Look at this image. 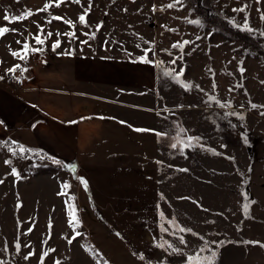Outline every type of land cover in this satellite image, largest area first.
<instances>
[{
  "label": "rangeland",
  "instance_id": "374dc122",
  "mask_svg": "<svg viewBox=\"0 0 264 264\" xmlns=\"http://www.w3.org/2000/svg\"><path fill=\"white\" fill-rule=\"evenodd\" d=\"M204 1L214 8L217 17L205 18L186 0L183 7L177 5L175 9L156 12L152 11L153 5L159 9L173 0H91L90 28H84L78 24L77 18L88 7L89 0H81L79 5L66 3L48 13L40 12L23 23L8 25L19 29L23 35L9 33L0 39V76L4 77L0 79V141H16L31 149L47 146L54 150L57 141L65 146L70 142L68 137L60 136L63 134L61 127L70 118L66 106L78 111L105 109L115 118L128 120L130 131L122 133L110 128L107 121L92 122L94 126L90 133L93 137L109 133L108 136L113 134L115 138L108 143V157L100 163L116 165L119 162L114 161V155L123 151L134 154L131 159L138 163L131 161L130 164L137 169L119 171L123 175L119 178V185L132 192V196L138 195L133 205L139 207L129 208L126 203L109 198L114 197L113 190L107 191L106 187L94 182L91 177L94 162H84L86 155H79L76 176L80 173V177L87 180V192L73 172L51 159L41 160L26 154L28 158L22 159L12 156L7 147H0V179L4 180L0 184V260L6 264H39L41 251L53 248L56 251L50 253L45 264H55V261L60 264H99L101 260L108 261V264H186V255H194L204 241L191 234H182L187 241L185 246L173 236L164 234L163 239L180 248L181 254H169L170 249L166 252L154 247V238H161L158 212L163 211L167 219L175 218L181 226L191 228L205 240L223 242L219 248L210 244L218 253L216 264H264V247L244 243L259 241L264 244V115L261 114L264 108L250 106V102L264 105V36L261 35L264 20L260 19L264 14V0ZM45 2L0 0V26L4 25L6 12L16 15L25 9L35 11ZM242 4L248 5L245 13L232 11ZM50 15L77 22L79 40L87 39L83 32L95 31L98 24L102 27L96 33V39L87 45H81L79 40L69 43L67 37L62 36L61 47L53 52L51 43L56 39L53 35L45 50L31 55L26 63L13 58L11 51L20 48L16 41L30 39L29 33L37 32L36 24H44ZM244 16L248 17L253 32L238 29L232 23L231 26L225 20L243 25ZM188 20H198L200 24L188 23ZM45 30L63 33L69 31V27L53 21ZM182 40L192 43L185 46L183 58L173 65L170 61L181 53L171 45ZM147 42L156 49L155 54L149 53V59L163 61L162 67H156L155 88L147 94L128 95L124 91L118 92L115 86L103 88L98 83L74 81L78 57L94 61L83 72L89 76L103 72L99 61L136 68L144 64L138 57L143 55L144 48L150 46ZM33 46L38 47L34 42ZM68 49H72L73 54L63 55ZM14 64H21L28 71L17 72L10 79L5 70ZM241 66L245 69L243 75L238 71ZM172 68L177 72L183 68L182 79L200 85L204 91L185 90L163 75V69ZM128 78L136 81L134 75ZM213 83L217 85L215 90ZM240 84L243 87L234 88ZM71 91L93 93L98 98H73L70 97ZM103 93L113 94L112 98L108 97L111 105L100 99ZM209 96H215L221 103L230 102L231 107L221 108L215 101H209ZM122 101L124 105L120 103ZM29 105L38 118H27ZM231 112L238 115H225ZM43 123L52 127L46 131ZM180 128L187 132L181 133ZM134 129L156 130L168 135L158 138L152 131L137 132ZM117 131L122 133L121 136H117ZM43 133L49 138H43ZM244 135L247 143H244ZM188 136L201 137V140L195 147L185 148L182 154L180 141ZM84 141H80L82 145ZM172 143H177V148L173 149ZM207 149L215 150L219 155H213ZM94 150L96 154L106 151H100L98 147ZM144 154L146 159L142 158ZM8 159L12 160L11 165L4 163ZM63 164L69 165L64 160ZM12 167L19 172V178L10 175ZM108 175L104 171L100 176ZM64 182L72 185L69 194L76 197L82 221V227L78 229L82 235L71 244L65 239L72 234L68 226L66 197L59 195ZM244 193L249 200L255 201L247 216L242 211V205L248 203L242 195ZM160 194L165 199L161 200ZM120 205L127 208H120ZM29 227H33V231L23 235ZM17 239L22 245L19 253L14 248ZM44 240H48L47 245L42 244ZM5 244L7 252L3 251ZM25 244L31 245V250L36 252L27 261L23 257L30 249L23 247ZM92 248L100 256L88 250ZM134 252L143 254L145 259L140 260Z\"/></svg>",
  "mask_w": 264,
  "mask_h": 264
},
{
  "label": "snow or ice",
  "instance_id": "6c2138e0",
  "mask_svg": "<svg viewBox=\"0 0 264 264\" xmlns=\"http://www.w3.org/2000/svg\"><path fill=\"white\" fill-rule=\"evenodd\" d=\"M20 2H21V0H16V3H20ZM133 2H135V0H133ZM257 2H260V0H257ZM66 3H75V4L79 5V4H81V0H46L43 7L38 8L35 11H33L31 9H25L24 11H22L21 13L16 14V15H11V14L6 12L3 16L4 25L0 26V39L5 38L9 33H15V34L23 35V33L19 31V29L11 28L8 25L23 23V22L29 20L31 17L37 15L40 12L48 13V12H50L51 9L60 8L62 5L66 4ZM183 4H184V0H173V2L168 3L167 5L161 6L159 9L157 8L156 5H153L152 11L156 12L158 10L164 11L165 9H175V8H177V5H180L181 7H183ZM91 9H92V3H91V0H89L88 7L84 8L83 12L77 18V22L80 26H82L84 28H90V25L88 23V16H89V13L91 12ZM247 9H248V5L242 4L238 8H233L232 11L235 13H245L247 11ZM125 11H127V10L125 9ZM185 19H187V18H185ZM260 19L264 20V14H262L260 16ZM53 21H60L63 24L67 25L69 27V31H66L63 33L59 32V31H57L56 33H53L52 31H46L45 30L46 26L51 25L53 23ZM77 22H73L71 19H67V18L59 16V15H50L49 18H47L45 20L44 24H39V23L36 24L37 32L34 34L29 33L30 39L25 38L23 40H17L16 41V43L20 45V48L17 50H12L11 56L17 60L24 61L26 63L31 55H34L36 53H41L45 50V46H46L47 42L53 37V35L56 36V39L51 43V50L53 52H55L58 48L61 47V43H62L61 37L62 36L67 37L69 43H72L74 41L79 40V37L77 36V32H76ZM187 22L192 23V24H197V25L200 24V21H198V20H188ZM229 22L232 23L233 26L237 27L238 29H241V30H244L247 32H253L254 31V29H252L250 27V25L248 24V17L247 16H244V24L243 25H237L234 20H230ZM33 23H35V21H33ZM101 27H102V24H98V25H96L95 31L83 32L82 35L87 37V39L79 40V43L81 45H87V44H89V41L95 40L96 39V33L100 31ZM162 27H166V26L162 25ZM166 30L170 31V32L175 31L174 29H166ZM261 35L264 36V33H261ZM198 39H199V37H198ZM33 42L38 47H34ZM106 43H110V42H106ZM147 43H149L150 46L143 49V55L138 57L139 62H142L145 64L154 63L156 67H162L163 61H155L154 62V61L149 59V53L155 54L156 49L154 46H151V42H147ZM190 43H192V41L182 40V41H177L171 45V47L173 49H177L181 53L180 56H177L170 61L171 64L175 65L177 63V60H180L183 58L184 48H185V46L189 45ZM137 47L139 48L140 45L138 44ZM165 51H167V50H165ZM62 54L70 56L73 54V50L72 49L65 50ZM168 55L172 56V53L168 52ZM0 63H2V62H0ZM242 63L243 62H241V65H242ZM26 71H28L27 67H24L21 64H14L11 68H8L5 70V74L15 77L17 72L23 74V72H26ZM162 71H163L164 76L169 77L177 85H179L180 87H182L185 90H192L193 88H196L201 92L204 91L200 87V85H193L191 82H185V80L182 79V77L184 75L183 68H181L178 72L176 71L175 68L163 69ZM209 71L211 72L212 70L209 69ZM238 71L240 72L241 75H243L245 69L241 66L238 68ZM3 78L4 77L0 76V79H3ZM216 87H217V85L215 83H213L212 84L213 90H215ZM235 87H243V85L240 84V85L234 86V88ZM234 88L229 89V91H233ZM208 100L209 101H215V103L217 105H219V107H221V108L231 107L230 102L221 103L220 100L217 99L215 96H209ZM250 106L253 109L258 108V107L264 108V105L258 106L256 104H251V102H250ZM261 114L264 115V112H262ZM225 115L228 116V115H238V114L236 112H231V113H226ZM239 118L241 120L244 119V117L242 115H240ZM121 123H124V122L122 121ZM134 130L137 132L152 131L153 134L156 135L158 138H163V137L168 135L166 132H159L156 130H149V129H134ZM179 131L181 133L187 132V130L183 129V128H180ZM243 139H244V143H247V136L246 135H244ZM200 140H201V137L188 136L186 140L180 141V144L182 145L179 149L180 152L183 154L185 148L195 147L196 145L199 144ZM170 146L173 149H175V148H177L178 145H177V143H172ZM0 147H7L8 151L14 157L27 159L28 157L25 156V153H30V154L38 157L41 160L46 159V158L51 159L53 163L60 165L62 167H66L70 172H73V173L76 172V167L74 165H64L61 160L56 159L55 157H46L44 154H42L38 150H34L31 148L25 147L24 145H21L16 141H0ZM200 147L203 149V145H200ZM207 150L211 151L213 155H219V153H216L215 150H212V149H207ZM4 163L7 165H11L12 160H10V159L5 160ZM157 163L159 164L161 162L157 161ZM181 171H187V169H181ZM10 175L13 177H16V178H19V176H20L19 172L17 171V169L15 167L11 168ZM75 179L78 180L79 183L83 186L85 192L89 191L88 182L85 178L77 175L75 177ZM3 183H4V180L0 179V184H3ZM71 188H72V185L70 183L64 182V183H62L61 192L59 193V195H63L66 197L65 205H66V209H67L68 226L72 230V234L70 235V237H65V239H67V242L69 244L73 243V240H75L77 237H80L82 235V233L80 231H78V229H80L82 227V221H81L79 214H78L79 209L77 208L76 203H75L76 197L74 195L69 194V190ZM242 195H243L244 199L248 201V203H245L242 205V211L245 214V216H247L250 205L255 203V201L249 200L247 193H244ZM160 199L161 200L165 199L163 194H160ZM182 199H190V198L182 197ZM18 207H20V205H18ZM157 207L159 208V205H157ZM204 210L207 211V209H204ZM158 216H159V220H160V223L158 226H159V231L161 233V238L159 240L154 238V241H153L154 247H156L158 249H163L166 252L170 249L171 252L169 254H181V249L175 247L173 244L164 240L163 236H164V234L171 235L175 239H177L180 244L186 246L187 241L185 239V235H182V234H191L192 236H196L200 240L204 241V243L199 248V251H197L194 255H186V264H216V259H217L218 253L216 250H214L212 247H210V244H215L216 248H219V247L223 246V242H217V241L209 242V241L205 240V238L203 236H200L199 233L194 232L191 228L181 226L175 220V218L167 219L165 217V214L163 211H159ZM166 224L168 225V227H165ZM19 226H20V222L18 221V227ZM48 228H49V232H51V228H52L51 220H49ZM32 231H33V227H29L28 230L23 233V235H28ZM117 235H119V233H117ZM49 239H51V234L49 235ZM47 243H48V240L42 241V244H44V245H47ZM244 243L255 244V245H258L260 247H264V244H261V242H259V241H245ZM21 247H22L21 242L19 241V239H17L14 243V248H15L17 253L20 252ZM23 247L30 249L28 251V253L26 255H24V257H23L24 260L27 261L31 257L36 255V252L31 250V245L25 244V245H23ZM7 250H8L7 244H5L3 251L7 252ZM88 250L90 252H92L94 255L100 256V254L97 253L94 248L88 249ZM55 251H56V249H53V248H47V249L41 251V253L39 254V257H38L39 264H45L46 258H48L50 256V253H54ZM204 252H209L210 255H207V256L202 255V253H204ZM133 254L138 255L139 259L142 261L145 259L143 254H138L135 252ZM0 264H6V262L0 260ZM55 264H60V261H55ZM99 264H108V261L101 260L99 262Z\"/></svg>",
  "mask_w": 264,
  "mask_h": 264
},
{
  "label": "crops",
  "instance_id": "0c3cea01",
  "mask_svg": "<svg viewBox=\"0 0 264 264\" xmlns=\"http://www.w3.org/2000/svg\"><path fill=\"white\" fill-rule=\"evenodd\" d=\"M78 59H76V65L74 66L75 73L73 75H74L75 82H82L86 84L87 82H90L91 84L98 83L102 87L103 86H115L118 92L124 91L128 95H130V93L131 94L133 93L135 96L145 95L148 93V91L151 88H155L156 66L154 63H149V64L144 63L140 67L135 68V67H132L131 65H129L130 67L126 66L125 64L123 66L113 65V64L109 65L105 61H99L98 63L101 65V70L103 72L99 74L98 76H89L87 74L85 75L83 72L86 71L92 65L94 61L91 58L81 59L78 57ZM129 75L136 76L135 78L136 81H130L128 78ZM72 93L73 94H70V97L73 96V98H75L74 96H76V98L82 97V99H88V100H92V99L97 100L98 98V96L94 95L93 93L92 94L84 93V92L81 93L78 91H75ZM112 95H107V93H103L100 99L110 104V100L108 99V97L112 98L113 97ZM120 103H122V105L125 104L123 101ZM25 104L28 105L29 103L25 102ZM92 105L93 104H91V106ZM28 107L30 108V112H28L29 115H27L28 113L26 114L27 118L28 116L35 117L36 112L34 113L30 105ZM65 108H66L65 111L69 113L68 115L70 116V118L67 119L64 122V125L61 127L60 130L62 131L63 134H61L60 136L64 138L68 137L70 139V142L68 143L67 146H65L63 145L64 143L62 144L60 141H57L58 140V137H57L56 141L58 142V144H57L56 149L53 150L47 146L46 147L42 146V148L46 149L52 154L55 153V154L62 156L63 157L62 160H64L68 164L75 163L76 167H77L78 162L80 161L79 155H83V157L86 155L83 161L85 160L89 162H94L92 163L93 165H91L93 167L91 177L94 180V182L101 187H104V188L106 187L107 191L113 190L114 197L109 196V198L116 199L118 203H123V204L126 203L127 207L129 208H138L139 206L133 205V203L137 202L138 195H136L135 197L132 196V192H130L129 190L126 191L125 187H123L122 185H119L121 184V181H119V178L122 175V173H120L119 171L124 170L128 172L131 170L135 171L137 169V166L135 168L130 164L131 161H133L134 163H138V162H135L136 159H131V157L134 154H130V152L128 151H125V152L123 151V153H120L118 155L112 154L114 155V161H118L119 164H116V165L115 164L106 165L103 163L101 164L100 161H103L104 159L108 157L107 156L109 152L107 149L108 143L109 144L112 143V141L115 138L113 134H110V136H108L109 133L107 134L103 133L100 137H93V134L90 133L91 131L90 129L94 126V124L92 125V122L94 121H97V122L107 121L109 122L110 128H115V130H120L122 133H125V132L127 133L128 131H130V125L126 122L128 120H125L121 117L115 118L113 114L112 115L107 114L108 112L105 109L101 111H93L92 108H88L83 111H78L74 107H73L74 109L68 108L67 106ZM38 117L39 116H36L35 119ZM122 121L124 123H121ZM79 123L80 125H78ZM43 124H45V127L43 128L46 131L47 129L49 130V128L52 127L48 125L47 123H43ZM82 130L85 131V134H83ZM121 132H118L119 134L117 136H121L122 134ZM42 137L46 139L49 138L48 134L46 133H43ZM81 140H85L83 145L80 142ZM106 140L108 141L106 142ZM79 142L80 144H78ZM94 142H96L97 144L94 145ZM96 147H98V150L101 148L100 151H103V150H106V151L103 152L102 154H96L94 152L95 151L94 148ZM142 158L146 159V155L144 154ZM104 171H107L109 175L106 177L100 176ZM79 176H80V173H79ZM104 178H107V179L104 180ZM127 207L120 205V208H127Z\"/></svg>",
  "mask_w": 264,
  "mask_h": 264
},
{
  "label": "trees",
  "instance_id": "16d2710c",
  "mask_svg": "<svg viewBox=\"0 0 264 264\" xmlns=\"http://www.w3.org/2000/svg\"><path fill=\"white\" fill-rule=\"evenodd\" d=\"M186 1H189L190 3H192L197 9L200 10V13L202 15L205 16V18L208 19V17L210 16L211 17H217V12L214 10V8L210 5H207L206 2L204 0H186ZM223 17V16H222ZM224 18V17H223ZM226 22L229 23L231 25V23L229 22L230 19H226ZM232 26V25H231ZM13 76H10V79H12ZM34 150H38L39 152H41L42 154H44L46 157H55L56 159H59L63 162V160L58 157V156H55V155H51L49 154L48 152H46L44 149H42L41 147L37 146V148H34ZM26 155H31V156H34L30 153H25ZM73 163H71L72 165ZM70 165V164H69ZM74 166L75 163L73 164Z\"/></svg>",
  "mask_w": 264,
  "mask_h": 264
},
{
  "label": "water",
  "instance_id": "95a60500",
  "mask_svg": "<svg viewBox=\"0 0 264 264\" xmlns=\"http://www.w3.org/2000/svg\"><path fill=\"white\" fill-rule=\"evenodd\" d=\"M76 167V166H75ZM76 174H77V170H76V172L75 173H73V175L76 177Z\"/></svg>",
  "mask_w": 264,
  "mask_h": 264
}]
</instances>
